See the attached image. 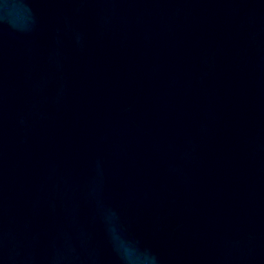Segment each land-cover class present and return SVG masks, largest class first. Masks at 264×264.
Masks as SVG:
<instances>
[{
	"label": "water",
	"instance_id": "95a60500",
	"mask_svg": "<svg viewBox=\"0 0 264 264\" xmlns=\"http://www.w3.org/2000/svg\"><path fill=\"white\" fill-rule=\"evenodd\" d=\"M0 264H264V0H0Z\"/></svg>",
	"mask_w": 264,
	"mask_h": 264
}]
</instances>
